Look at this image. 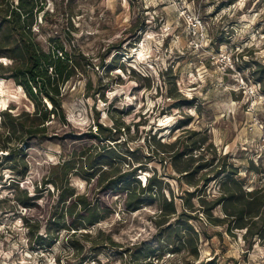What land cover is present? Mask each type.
Wrapping results in <instances>:
<instances>
[{
	"label": "rangeland",
	"instance_id": "374dc122",
	"mask_svg": "<svg viewBox=\"0 0 264 264\" xmlns=\"http://www.w3.org/2000/svg\"><path fill=\"white\" fill-rule=\"evenodd\" d=\"M39 4L43 5L32 31L41 46L46 50L62 46L69 55L85 59H79L82 71L60 89L64 121L50 115L46 137L33 139L28 148L21 140H12L11 146L20 153L15 162L6 161V149L1 147L6 108L0 111V264H264V236L245 234V228L228 233L225 225L212 221L225 217L220 205L208 214L201 209L212 206L226 178L224 174L213 178L210 171L219 157L226 169L237 168L245 190H264V72H258L260 66L264 68V0H43ZM184 8L204 23L206 39L201 43L182 18ZM0 67L6 68L5 57H0ZM88 81L91 85L86 86ZM19 92L6 88V82L0 84V105L4 97L7 106L20 101ZM97 123L117 140L93 138ZM191 130L199 132L190 137L200 145L193 153L203 154L193 166L215 157L193 176L199 182L191 199L196 211L188 212L196 217L189 223L199 232L197 256L175 234L163 231L176 217L156 226L158 197L147 193V200L135 211L123 207V194H112L111 212L93 226L77 229L74 235L75 230L50 226L48 233V218L58 220L69 200L59 202L60 175L55 177L60 188L44 184L52 167L69 160L72 168L67 177L74 195L95 197L92 180L83 177L86 169L81 166L107 156L102 149L105 142L119 154L126 147L135 151L138 162L133 156L125 161L117 157L116 166L125 170L142 164L135 180L144 184L155 173L161 192L167 199L173 195L177 212L181 211L184 191L194 187L174 169L170 153L150 152L156 147L151 137L171 142ZM22 153L27 164L24 174ZM204 178L209 181L203 182ZM25 192L36 195L34 204L41 210L20 203ZM35 212L40 219L37 234H49L42 247L30 238L24 223ZM261 224L260 219L257 228Z\"/></svg>",
	"mask_w": 264,
	"mask_h": 264
},
{
	"label": "trees",
	"instance_id": "16d2710c",
	"mask_svg": "<svg viewBox=\"0 0 264 264\" xmlns=\"http://www.w3.org/2000/svg\"><path fill=\"white\" fill-rule=\"evenodd\" d=\"M42 1L17 0L14 3V0H0V57L6 58V68L0 67V84L6 82V88L19 90L22 97L20 101H12L8 106L4 97L2 105H0V111L6 108L2 117L3 125L6 127V135L1 138L4 143L1 147L7 152L6 161L15 162L20 154L11 146L12 140L19 139L24 148H28L33 139L46 137V123L50 121V115L57 117L62 122L64 121L65 112L60 99V89L66 81L77 74V71L83 69V64L80 62V60L85 59L83 56L69 55L62 46L53 50H46L37 41L32 26L36 12L41 11L43 4L40 6L39 3ZM87 64L90 63L87 62ZM259 71L264 72V68L260 66ZM87 85H91V81H88ZM180 123L183 122L181 121L177 125ZM120 128L118 127V129ZM105 131L111 133L110 129L97 123L96 133L92 134V137L100 139L101 142L117 140V138H112L109 134L103 133ZM186 133H180L171 142L155 141V136H152L156 147L150 148L153 155H158V151L164 154L170 153V161L174 169L182 174L184 182L194 187L191 191H184V195L181 197L184 208L181 211L177 212L173 195L167 199L161 192V182L156 178L155 173L149 176L144 184H141L139 180H135L134 176L137 170L143 169L142 164L133 167L128 165V169L125 170H121L118 165L116 166L114 161L117 157L125 161L127 156H133L137 161L138 157L134 156L135 151L126 147L125 151L119 154L115 152L110 143L105 142L102 149L107 156L99 161H92L81 166V168L85 167L86 169L82 174L83 177L92 180V191L96 190L95 197H92L90 193L74 195L67 177L69 169L72 168L69 160L52 167L51 178L45 180L44 184L50 183L54 188H60L55 178L60 175L63 186L60 190L59 202L65 203L68 198L69 200L66 209L57 218L58 220L55 221L54 216L48 218V233L51 231L50 226H54L55 229L75 230L71 235L77 233V229L93 226L102 220L105 214L111 212L108 197L112 194H123V207L126 210L135 211L147 200L145 197V193H147L149 196L156 195L158 197L160 214H158L159 220L155 222L156 226H161L169 222L167 219L176 217L175 222H169L163 231L175 234L179 243L183 244L193 256H197L199 232L189 223V220L196 219V217L188 212L189 208L190 211H196L191 199L198 190L199 182L194 181L193 176L205 165L212 164L215 157L207 158L202 164L193 166L192 162L203 158L202 153L199 155L193 153L195 150L199 151L200 145L197 144V140H190V137L198 135L199 132L191 130ZM23 156L22 153L19 157V160H22V174L27 170ZM221 158L219 157L217 164L211 167L210 171L213 172V178H217L221 174H224L223 176L226 178L220 183L219 195L213 200L212 206L208 209H201H204V212L208 214L207 210L220 205L225 217L222 219L215 218L212 221L215 224L225 225L228 233H232L234 228H245V234L264 236V232L261 230L264 228V218H261V213L264 212V190L261 188L245 190L243 182L236 176L238 174L237 168L230 165V168L226 169L224 158ZM182 179L176 178L179 184L182 183ZM202 181L206 183L209 179L204 178ZM36 198V195H28L25 192L20 203L29 210L32 206L38 209L39 206L34 204ZM199 201L204 207L205 200L200 197ZM77 205L78 211L76 216H73ZM38 216L39 212L32 213L31 216L25 217L24 223L30 238L42 247L49 234L46 236L37 234L40 226ZM260 219L262 224L257 228L256 225ZM87 234L85 232V235ZM51 238H55V236L52 235ZM109 241L112 243L110 238ZM208 263L210 262L206 264Z\"/></svg>",
	"mask_w": 264,
	"mask_h": 264
},
{
	"label": "built area",
	"instance_id": "2783aa9c",
	"mask_svg": "<svg viewBox=\"0 0 264 264\" xmlns=\"http://www.w3.org/2000/svg\"><path fill=\"white\" fill-rule=\"evenodd\" d=\"M181 15L183 20L190 26H192V32L195 36H197L198 39H200L198 42H202V40L206 39L205 34V26L202 21V19L199 17V15H195L193 12H189L187 9H183L181 11ZM197 39V40H198ZM195 42V46L199 47V43Z\"/></svg>",
	"mask_w": 264,
	"mask_h": 264
}]
</instances>
